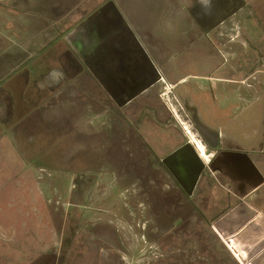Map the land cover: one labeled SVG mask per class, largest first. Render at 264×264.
I'll return each instance as SVG.
<instances>
[{
	"label": "crops",
	"instance_id": "obj_1",
	"mask_svg": "<svg viewBox=\"0 0 264 264\" xmlns=\"http://www.w3.org/2000/svg\"><path fill=\"white\" fill-rule=\"evenodd\" d=\"M50 81L58 85L47 92ZM83 85L82 98L92 105L119 99L142 107V116L116 118L127 127L122 142L133 155L158 161L176 177L181 173L182 187L190 183L188 170L198 164L206 169L211 156L217 166L224 153L255 160L264 154V123L256 132L253 108L246 122L240 115L260 97L256 90L264 99V0H0V132L25 139L32 124L41 128L33 115L42 105L62 106V95L76 96ZM165 86L208 159L180 129L173 143L156 148L160 129L169 141V127H162L152 106L158 100L154 90ZM247 125L252 130H244ZM217 174L210 172L212 181ZM257 191L233 193L235 207L216 224L222 239L205 249L221 246L235 264H264V211ZM198 194L196 199H205ZM253 238L257 244L247 245ZM217 259L215 264L226 263Z\"/></svg>",
	"mask_w": 264,
	"mask_h": 264
},
{
	"label": "rangeland",
	"instance_id": "obj_2",
	"mask_svg": "<svg viewBox=\"0 0 264 264\" xmlns=\"http://www.w3.org/2000/svg\"><path fill=\"white\" fill-rule=\"evenodd\" d=\"M157 90L158 100L153 99L152 106L163 118L162 127H169V141L161 129L155 138L159 148L173 143L172 138L178 137L180 130L184 132L187 120L172 91L166 86ZM78 92L76 96L62 95V106L60 102L57 107L42 105L33 115L42 126L34 128L32 124L25 139L11 130L0 132V264H215L217 257L225 264H235L221 246H197L218 237L192 210L190 215L181 208L155 240L154 200L160 195L179 194V190L158 161L144 156L143 163H135L127 142H122L125 125L116 118L119 113L142 116V107L112 101L110 106L98 105L97 99L92 105L82 98L84 85ZM260 92L256 90L260 97L249 106L247 115H240L246 122L253 108L256 132L262 131L264 123ZM143 131L153 139L149 127L144 125ZM247 164L242 161L237 171L234 166L225 169L209 190L202 186L204 197L210 192L213 195L197 199L200 206L208 212L212 203L204 205V201L225 197L219 184L241 194L258 186L262 179L251 178ZM145 192L157 197L139 195ZM257 192L264 211V185H259ZM181 203L187 202L182 198ZM245 207L250 212L257 210ZM257 240L246 244L254 246Z\"/></svg>",
	"mask_w": 264,
	"mask_h": 264
},
{
	"label": "flooded vegetation",
	"instance_id": "obj_3",
	"mask_svg": "<svg viewBox=\"0 0 264 264\" xmlns=\"http://www.w3.org/2000/svg\"><path fill=\"white\" fill-rule=\"evenodd\" d=\"M57 85H58V83L56 81L48 82L47 87L49 89H47L46 91L47 92L53 91L54 86L56 87ZM59 87H60V85L56 89H58ZM158 95H159V93H158ZM107 100H109V99H107ZM114 100L117 102L115 104H118L120 102L123 103L122 100H119V99H114ZM186 136L189 139L190 136L189 135H186ZM206 152L208 153V151H206ZM211 157L207 161L208 167L206 169H204L205 167L203 168L202 165L199 166V164H198V168L197 167L191 168V170H190L191 174H190V171L187 169L188 170L187 180L190 183L184 187H182L180 184L177 183L179 179L183 180L182 179L183 175H180L181 173L179 174V176L177 175V177H176V176H174V173L172 170L170 172H168L165 169L168 172V174H167L168 177L173 181V183H174L173 185H175V187L178 188L179 194H177L175 192V193H173V195L168 194L167 196H164V197H162V195H160L157 200L156 199L154 200L155 205H156L155 210H156V214H157V220H156L157 222H156V230H155V232H153V231L152 232L155 235V240L159 239V236H160L159 234H162V232L166 230L165 227L170 222H172L177 217V215H179L181 208H182V211L185 213L190 212V210L194 211L193 215L199 217L204 222L205 226H207L208 229H212V232L214 233V235L216 237H218V240L216 239V240L211 241V242L205 241L202 244H198L197 246H200L199 248H203V246L204 247L211 246L212 243L217 242L221 239L220 233L217 231V228L219 229L220 226H216V224H217V221L219 220V218H221L223 215L230 212L235 207L234 202L236 199L233 196V193H235V192L231 193V191L228 188L219 184L218 188H221L222 190H224L225 197H223L222 200H219L217 202H212L209 200L204 201L203 202L204 205L208 204V203H212L211 208L209 209L208 212L205 211L200 206L196 197L199 195L198 193H199L200 189L202 188V186H204L205 189L209 190L210 186L215 184V181L217 180V178H215V181H212V179L209 177L210 172H212V170L217 171L218 172L217 177H219L225 169H229L231 166H234V169L237 171L238 164H241V162L243 160H242L241 156H239L237 159H234L235 156H233V159H232V158H230V156L228 154L224 153V155L221 158L219 157L221 161H220L219 165L217 166L216 165L217 162L214 161L215 156H213L212 158ZM184 159H186L187 161H188V159L190 160L186 164L188 166H191L192 164L195 163V162H193L192 155L189 153L184 155ZM217 160H218V158H217ZM143 161H144V158L141 155L136 156L135 160H134V162L138 163V164L143 163ZM247 165L250 166L249 176L251 178L262 179V182L259 185H261V184L263 185L264 184V154L263 153L257 154L255 160H249ZM196 171H201V173H202V174H200L202 176L199 179L195 178L194 172H196ZM177 178H179V179H177ZM142 184H144V183H142ZM258 186L254 187V188H257ZM235 188H237V186ZM236 192H237V189H236ZM140 194L147 195L148 198H150V199H152V196L153 197L156 196L155 194H153L151 192H145V193H140ZM204 194L205 193H203L201 195H204ZM176 196L179 197V200H177L178 198ZM181 197L183 199H185L187 203L179 204V202L182 201ZM207 197H209V196L206 195V197H204V198H207ZM191 214L192 213L190 212V215ZM216 217H217V219H215Z\"/></svg>",
	"mask_w": 264,
	"mask_h": 264
},
{
	"label": "bare ground",
	"instance_id": "obj_4",
	"mask_svg": "<svg viewBox=\"0 0 264 264\" xmlns=\"http://www.w3.org/2000/svg\"><path fill=\"white\" fill-rule=\"evenodd\" d=\"M179 118V117H178ZM183 121V120H182ZM188 131V134L190 136V138L192 139V141L194 142L195 146L197 147V149L199 150L200 154L202 157L207 158L206 154H205V150H204V147L200 144V142L197 141V139H195L193 133H191V131L189 130V128L187 129Z\"/></svg>",
	"mask_w": 264,
	"mask_h": 264
},
{
	"label": "built area",
	"instance_id": "obj_5",
	"mask_svg": "<svg viewBox=\"0 0 264 264\" xmlns=\"http://www.w3.org/2000/svg\"><path fill=\"white\" fill-rule=\"evenodd\" d=\"M169 93V92H168ZM167 93V94H168ZM174 99H176L175 97H174ZM164 102L167 104V103H169L168 102V100L166 101V100H164ZM185 124V123H184ZM187 127V128H186ZM189 128V126L186 124V125H183V130H184V133L186 134V135H189L188 134V131H187V129ZM189 130H190V128H189Z\"/></svg>",
	"mask_w": 264,
	"mask_h": 264
}]
</instances>
